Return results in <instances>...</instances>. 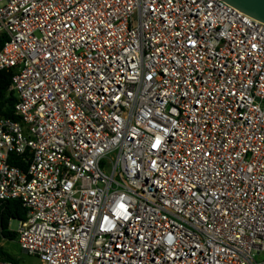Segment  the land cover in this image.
<instances>
[{
    "label": "built area",
    "instance_id": "2783aa9c",
    "mask_svg": "<svg viewBox=\"0 0 264 264\" xmlns=\"http://www.w3.org/2000/svg\"><path fill=\"white\" fill-rule=\"evenodd\" d=\"M0 34L19 117L0 118V201L28 210L24 252L264 264L263 22L223 0H0Z\"/></svg>",
    "mask_w": 264,
    "mask_h": 264
},
{
    "label": "trees",
    "instance_id": "16d2710c",
    "mask_svg": "<svg viewBox=\"0 0 264 264\" xmlns=\"http://www.w3.org/2000/svg\"><path fill=\"white\" fill-rule=\"evenodd\" d=\"M8 38L5 34H0V51L3 49ZM12 81V72L0 70V118H8L13 121H19L15 113L17 98L10 91ZM10 163L13 166L25 168L26 159L12 156ZM28 210L19 200L0 201V259L6 261L19 262V259L12 255L2 246V242L18 241L17 232L11 229L13 220L22 221L27 218Z\"/></svg>",
    "mask_w": 264,
    "mask_h": 264
},
{
    "label": "water",
    "instance_id": "95a60500",
    "mask_svg": "<svg viewBox=\"0 0 264 264\" xmlns=\"http://www.w3.org/2000/svg\"><path fill=\"white\" fill-rule=\"evenodd\" d=\"M240 12L264 23V0H223Z\"/></svg>",
    "mask_w": 264,
    "mask_h": 264
},
{
    "label": "rangeland",
    "instance_id": "374dc122",
    "mask_svg": "<svg viewBox=\"0 0 264 264\" xmlns=\"http://www.w3.org/2000/svg\"><path fill=\"white\" fill-rule=\"evenodd\" d=\"M19 223L17 220L11 222V229L16 231ZM2 246L6 248L12 255L19 259L21 264H40L39 260L35 256H31L23 251L18 241L15 242H2Z\"/></svg>",
    "mask_w": 264,
    "mask_h": 264
}]
</instances>
